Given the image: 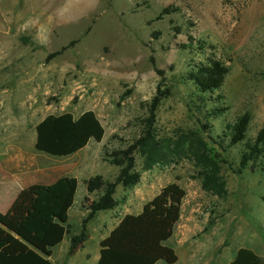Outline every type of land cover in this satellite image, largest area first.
I'll use <instances>...</instances> for the list:
<instances>
[{
  "label": "rangeland",
  "instance_id": "1",
  "mask_svg": "<svg viewBox=\"0 0 264 264\" xmlns=\"http://www.w3.org/2000/svg\"><path fill=\"white\" fill-rule=\"evenodd\" d=\"M166 8L172 15L153 22ZM72 41L78 43L45 64ZM211 54L229 68L222 91L227 113L214 121L206 116L211 105L204 110L184 82L192 65ZM150 57L171 96L157 109L152 141L134 152V168L113 195L117 208L97 213L96 227L89 225L90 253L121 218L176 184L185 193L168 244L176 264H229L241 249L264 260V0H0V122L19 119L15 129L27 147L34 123L94 112L104 137L88 148L92 174L112 182L123 167L109 156L145 136L160 82ZM242 115L244 143L222 151L225 125ZM256 143L260 154L242 170L246 147ZM97 194L82 200L88 209ZM66 259L59 254L53 262Z\"/></svg>",
  "mask_w": 264,
  "mask_h": 264
},
{
  "label": "trees",
  "instance_id": "2",
  "mask_svg": "<svg viewBox=\"0 0 264 264\" xmlns=\"http://www.w3.org/2000/svg\"><path fill=\"white\" fill-rule=\"evenodd\" d=\"M172 13L173 11L166 8L153 22L160 21ZM174 31L175 34H179L177 29L174 28ZM189 40L192 44V39ZM77 43L78 41H72L59 51L48 54L45 64L56 60ZM149 63L160 82L154 97L148 104L145 136L126 150L116 151L109 156L111 164L123 167L112 182H104L101 177H94L84 183L86 191L90 194L98 193V197L92 205L91 212L82 221L80 233L73 235V227L68 221V211L73 206L76 192V183L73 182L56 214V222L48 227L39 240H35L21 230L11 229L22 240L31 244L42 256L16 238L15 234L12 235L3 228L14 205L12 206L0 224V264H52L47 258L50 257L51 250L59 246L65 238L69 240L67 258H71L85 244L86 226L94 218L95 212L113 211L117 207L112 197L123 178L134 168L132 157L134 152L147 148L152 141L157 109L163 100L171 96V91L165 89L164 72L156 68L152 57ZM228 74L227 65L211 54L206 55L201 62L192 65L184 78V82L193 88L195 94L199 95L203 109L211 105L210 110L206 111L207 120H217L227 113L226 107L222 104L224 101L222 91ZM246 123L247 118L242 115L225 125L224 134L220 140L226 147H221L222 151L244 143ZM209 128L207 124L201 126L204 132ZM35 132L36 152L52 158L70 157L83 150L90 142L100 143L104 137L103 127L92 112H85L77 119H74L70 113L49 116L37 125ZM14 154L24 158L17 151H10L7 159ZM259 154L258 143L253 147L247 146L246 153L241 158V169L245 170L250 164L255 163ZM184 197V191L178 185L171 184L164 187L147 203L139 215L123 217L109 235L100 242L97 264H176L177 256L168 244L180 220ZM230 264H264V260L249 250L241 249Z\"/></svg>",
  "mask_w": 264,
  "mask_h": 264
},
{
  "label": "crops",
  "instance_id": "3",
  "mask_svg": "<svg viewBox=\"0 0 264 264\" xmlns=\"http://www.w3.org/2000/svg\"><path fill=\"white\" fill-rule=\"evenodd\" d=\"M81 115L82 114L77 117L74 115L72 116L74 119H77ZM19 122V119L11 118L10 120V117L6 123L7 125H3L0 122V224L2 223V219L14 205L3 228L8 232L10 229L14 228L17 230H24L35 237V240H39L48 227L56 222V214L73 182L76 183V192L73 206L68 211L69 224L71 226H78L79 223L84 220L85 215L87 214L88 216L91 212V210L83 204L82 200L84 198H90L91 195L86 191L84 183L96 177V174H92L93 167L91 168V166L94 162L89 157L88 153L89 146L91 144L96 145V143L90 142L83 150L66 158H52L40 155L35 150V129L37 124L34 123L32 128V141L30 140V143L26 147L24 144L20 143V135L15 129V127L18 128L20 126ZM5 126H7V128H5ZM25 126L27 127L28 125L25 124ZM2 131L6 132L3 139H1ZM10 151H17L18 154L23 155L24 158L14 154V156L12 155L7 159ZM41 158H43L44 161ZM81 159L85 161L83 167L81 166ZM54 160L61 164L65 161L70 163L64 167L58 166L57 164L55 166ZM64 168L67 169L66 174L63 172L64 170L62 171ZM57 170H61L60 175H54V172H57ZM142 209L139 213L131 216L139 215ZM99 212L104 213L107 211L95 212L94 218L86 226L87 240L83 247L73 257L67 258L69 240L65 238L59 246L51 250V255L47 259L54 264V257L61 254L65 259L67 258L66 261L68 264H71V261L73 264L78 261L88 263L90 260L92 264H97L100 248L98 252L92 256L87 244L91 240L88 234L89 225L93 223L96 227V217ZM108 212L111 213V211ZM21 215L23 216L21 217ZM98 220H100V217ZM120 220L107 234L102 235V237L98 239V247L100 242L119 224ZM102 226L103 223H101L100 229H102ZM79 233L80 229L73 231V235H78ZM14 236L40 254L31 244L22 240L21 237L16 234ZM40 255L42 256V254Z\"/></svg>",
  "mask_w": 264,
  "mask_h": 264
}]
</instances>
